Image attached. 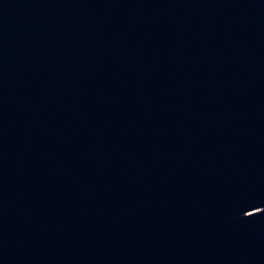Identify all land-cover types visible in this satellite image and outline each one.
<instances>
[{"label": "water", "instance_id": "obj_1", "mask_svg": "<svg viewBox=\"0 0 264 264\" xmlns=\"http://www.w3.org/2000/svg\"><path fill=\"white\" fill-rule=\"evenodd\" d=\"M0 264H264V0H0Z\"/></svg>", "mask_w": 264, "mask_h": 264}]
</instances>
